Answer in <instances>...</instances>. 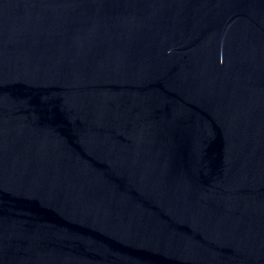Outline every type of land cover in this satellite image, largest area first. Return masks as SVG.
<instances>
[{"label": "water", "instance_id": "obj_1", "mask_svg": "<svg viewBox=\"0 0 264 264\" xmlns=\"http://www.w3.org/2000/svg\"><path fill=\"white\" fill-rule=\"evenodd\" d=\"M0 264H264V0H0Z\"/></svg>", "mask_w": 264, "mask_h": 264}]
</instances>
